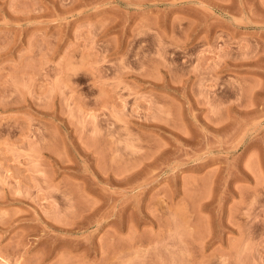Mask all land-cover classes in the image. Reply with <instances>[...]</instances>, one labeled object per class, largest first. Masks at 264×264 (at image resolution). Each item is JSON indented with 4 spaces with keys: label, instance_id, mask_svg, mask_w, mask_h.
<instances>
[{
    "label": "rangeland",
    "instance_id": "rangeland-1",
    "mask_svg": "<svg viewBox=\"0 0 264 264\" xmlns=\"http://www.w3.org/2000/svg\"><path fill=\"white\" fill-rule=\"evenodd\" d=\"M0 264H264V0H0Z\"/></svg>",
    "mask_w": 264,
    "mask_h": 264
}]
</instances>
